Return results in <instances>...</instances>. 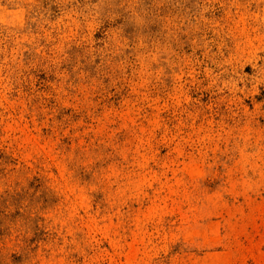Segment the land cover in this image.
<instances>
[{
    "label": "rangeland",
    "instance_id": "rangeland-1",
    "mask_svg": "<svg viewBox=\"0 0 264 264\" xmlns=\"http://www.w3.org/2000/svg\"><path fill=\"white\" fill-rule=\"evenodd\" d=\"M0 264H264V0H0Z\"/></svg>",
    "mask_w": 264,
    "mask_h": 264
}]
</instances>
